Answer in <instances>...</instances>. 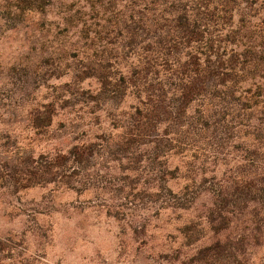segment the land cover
<instances>
[{"label":"rangeland","instance_id":"obj_1","mask_svg":"<svg viewBox=\"0 0 264 264\" xmlns=\"http://www.w3.org/2000/svg\"><path fill=\"white\" fill-rule=\"evenodd\" d=\"M153 1L0 0V264H201L197 249L227 238L246 263L264 264V122L257 111L255 129L232 130L227 122L226 130L197 137V153L167 160L178 168L168 187L192 197L186 209L171 206L165 190L131 184L108 157L99 166L104 190L37 183L30 173L41 157L122 131L137 106L132 92L103 99L95 78L75 72L87 56L131 70L153 40L146 26ZM250 20L262 28L258 17ZM243 63L244 94L259 101L262 52ZM218 203L228 220L216 232L208 212Z\"/></svg>","mask_w":264,"mask_h":264},{"label":"trees","instance_id":"obj_2","mask_svg":"<svg viewBox=\"0 0 264 264\" xmlns=\"http://www.w3.org/2000/svg\"><path fill=\"white\" fill-rule=\"evenodd\" d=\"M151 3L152 19L146 26L153 40L131 62V70H114L110 58L87 56L75 72L81 80L95 78L102 98L121 100L128 90L132 92L137 106L122 120V131L104 135L100 142H78L64 152L41 157L37 171L30 172L37 183L53 181L78 192L92 186L104 190L107 181L99 166L103 157H108L120 165L122 178L130 179L131 184L142 182L145 190H165L171 206L186 209L189 203L185 200L192 197L173 193L168 187L178 168H168L167 160L197 153V137L219 128L226 130L227 122L232 130L245 125L255 129L251 122L255 111L264 122V83L257 94L259 101L247 100L242 89L243 59L248 53L262 52L264 71V0ZM166 8L168 19L161 14ZM252 17L259 18L262 28L249 26ZM240 42L247 43L241 52L237 50ZM111 174L115 173L109 171ZM224 211L219 203L209 209V223L216 232L225 228L228 219ZM108 213L116 217L120 212ZM240 255L234 251L233 240L227 238L197 249L195 260L201 264H248Z\"/></svg>","mask_w":264,"mask_h":264}]
</instances>
